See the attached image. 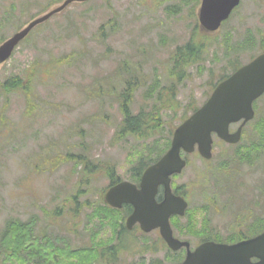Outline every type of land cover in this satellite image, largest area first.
I'll use <instances>...</instances> for the list:
<instances>
[{
	"label": "rangeland",
	"instance_id": "obj_1",
	"mask_svg": "<svg viewBox=\"0 0 264 264\" xmlns=\"http://www.w3.org/2000/svg\"><path fill=\"white\" fill-rule=\"evenodd\" d=\"M62 2L0 0V15L12 13L0 38L11 36L33 17ZM199 2H73L35 28L0 65V81L18 74L31 87L27 92L0 96V236L7 221L26 222L32 217L35 231L74 244L88 243L95 230L102 229L104 238L110 235L108 228L89 217L109 186L108 171L114 168L121 179L135 182L138 169L152 154L148 146L165 144L171 130L193 107L207 100L222 76L232 72V63L247 62L258 46L238 52L231 49L250 31L258 42L264 38V0H242L216 33L207 34L200 59L186 68L185 77H179L173 54L193 38L202 42L197 34L206 36L196 26ZM128 81L135 83L130 102L133 114L162 108V124L155 135L120 134V94ZM260 102L264 103V97ZM244 137L257 138L254 125L246 128ZM217 150L205 180L210 191L222 187L225 174L244 169L235 163L229 173L215 170L226 158ZM67 155L86 158L92 172L82 161L65 159ZM189 162L175 184L188 189L191 205H201L195 171L205 167L196 154ZM263 172L260 165L258 175L264 185ZM229 188L231 204L243 205L247 195L237 177L230 176ZM59 209L60 215L54 219ZM118 239L122 254L118 264H137L143 256L139 254L143 237L125 232Z\"/></svg>",
	"mask_w": 264,
	"mask_h": 264
},
{
	"label": "water",
	"instance_id": "obj_2",
	"mask_svg": "<svg viewBox=\"0 0 264 264\" xmlns=\"http://www.w3.org/2000/svg\"><path fill=\"white\" fill-rule=\"evenodd\" d=\"M75 1L86 0H65L60 6L37 17L14 33L0 46V63L10 57L16 45L32 28ZM239 3L240 0H202L199 12L201 25L209 32L218 30ZM262 93L264 53L222 80L209 99L175 128L171 147L157 162L145 169L139 187L130 181H121L108 189L105 200L109 205L120 208L124 203H129L134 207V211L126 219V227L132 229L136 223H140L142 230L146 232L160 228L162 236L175 249L183 244L189 247L188 242H179L173 238L169 223L172 213L183 214L188 205L182 196L172 192L171 187V176L181 173L187 164L181 151L193 152L197 145L203 157L211 158L214 132L228 142H238L242 127L254 116L253 101ZM242 118V125L236 132L231 133L229 125ZM160 185L164 187V198L158 201L156 196ZM258 239L264 242V234ZM231 251L237 252V244L230 246L206 242L194 252H189L185 261L180 264H228L226 256ZM261 259L256 264H264V256Z\"/></svg>",
	"mask_w": 264,
	"mask_h": 264
},
{
	"label": "flooded vegetation",
	"instance_id": "obj_3",
	"mask_svg": "<svg viewBox=\"0 0 264 264\" xmlns=\"http://www.w3.org/2000/svg\"><path fill=\"white\" fill-rule=\"evenodd\" d=\"M4 27L5 17L0 15V31ZM259 34L262 36L261 30ZM261 40L263 41L259 44V49L262 52L264 51V38L262 37ZM263 108L264 103H261L260 100L254 105L256 116L258 114V117L252 125H254L257 138L246 139L244 137L245 129L251 123L248 122L242 130L239 144H231L217 138L216 142L222 143L216 144L214 149L216 153L218 152V147L219 152H222V155L226 157L218 165V168L223 169L224 173H229V170L233 169L230 162L236 156H239V164L240 166H244V169L240 170L237 174H225L224 179L229 182L230 176L237 177L240 188H243L247 195L243 205L231 204L232 193L230 189L220 192L219 195L221 196L222 193L223 195L217 198L215 195L216 188H213V191L208 189L205 191L203 187L198 188L197 194L198 197H202V205H188L183 215L173 213L170 216L173 236L181 241H188L190 244L189 249L186 246H181L178 249L173 248L165 237L162 236L160 228H156L150 232H143L140 224H135L131 230L132 233L136 235V238H140V235L143 237L142 251L139 252V254H143L142 259H139V261L142 260V264H179L187 257L189 250H194L200 244L208 241L229 245L242 242V247L237 252L233 251L231 253L232 256L236 259L239 258V263L241 264H255L260 261V256L264 255V249L262 244L259 245L254 240L264 233V185L262 184L261 176L258 175L260 165L264 171V131L258 128L259 126L264 127ZM260 110L263 112L260 113ZM240 124L241 122L232 124L230 126L231 132H234ZM228 149H231L230 153L227 152ZM204 162L201 159V165L205 167ZM195 175H197V183L201 185L208 178L203 170H196ZM172 180L174 181V176ZM139 182L136 183L139 184ZM159 191L158 199L160 200L163 199V188L159 187ZM173 191L175 194L185 196L182 185L178 186L175 184ZM202 201H206V203L203 204ZM125 207L129 209L126 215L128 216L133 212V205H123L122 209H125ZM48 235L50 238L42 234L33 235L29 246L30 248L32 247V250L26 247L25 243V249L15 252L10 251L9 257L0 249V264H55L54 250L56 248V237ZM1 241L0 237V246ZM116 241L117 237L101 246V259L104 256L111 257L112 261L110 263H112L114 259L119 257ZM144 245H147L146 250H143ZM69 246L73 249L78 248L72 242ZM38 249L42 251L44 256L40 255ZM104 249H106L105 252L103 251Z\"/></svg>",
	"mask_w": 264,
	"mask_h": 264
},
{
	"label": "trees",
	"instance_id": "obj_4",
	"mask_svg": "<svg viewBox=\"0 0 264 264\" xmlns=\"http://www.w3.org/2000/svg\"><path fill=\"white\" fill-rule=\"evenodd\" d=\"M14 13V12H13ZM12 16L11 12H7V18L9 19ZM253 34L251 31L247 34V38L253 39ZM202 42L196 41L193 38L189 41L186 45L182 47H178L175 53L173 54V64L174 67L177 69H185L188 68L192 63H195L200 59V53L203 52L202 50L207 47L208 38L200 36ZM228 38V37H227ZM243 39L239 46L237 45L236 49H231L233 51H239L241 48H248L253 46L255 40L253 39ZM228 40V39H226ZM256 43V42H255ZM239 63L236 61L232 63V68H237ZM180 72V71H178ZM186 72V71H185ZM179 77H183V72L178 73ZM31 74L28 73L27 77H29L30 81ZM185 77V76H184ZM24 78L21 75L14 74L11 77L7 78L5 81H0V96H9L12 92H19L24 91L27 92L31 88L28 83H24ZM135 83L133 81H128L126 87L124 88L123 93L120 94V110L123 115V127L120 131V134H133L136 136H152L155 135L158 131L157 128L159 125L162 124V116L161 111L162 108L159 109H152L150 113H140V114H133L130 106L132 93L134 91ZM151 92V91H150ZM29 107L32 108V104L29 103ZM145 112V111H144ZM147 119H149L147 121ZM150 121V123H149ZM151 124H156L155 126H150ZM259 129L264 131V127L259 126ZM168 139V138H167ZM171 138L167 140L165 144L157 143L155 146H148V150L151 151L150 154L146 158V163H143L147 166L149 163L154 162L157 160L169 147ZM155 147H159L155 149ZM158 150L156 154L153 152ZM73 158L78 162H83L86 166V170L92 172V168L90 167V163L88 160L82 156H65V159ZM145 166H140L138 169V173L140 174L141 171L144 169ZM138 174V175H139ZM207 175L206 172H204ZM137 175V176H138ZM108 176L112 180V183L117 182L119 177L115 175L114 168H111L108 171ZM129 209H116L109 207L108 205L100 204L93 207L92 213L89 215L90 220H98L99 226L101 228H108L111 230L114 237L117 234H123L128 232L124 226V219L125 214ZM60 211L54 212V219L56 216L60 215ZM60 218H63L60 217ZM35 231V219L27 222H20L17 219L7 221V225L5 229L1 232V246L0 249L6 254L7 257L10 256V251H17L25 249L24 244L26 240L32 238L33 235H36ZM104 239L103 237V230H95L91 233V243L86 247L76 248L73 249L67 244L63 242L61 238H57L55 240V250H54V259L55 264H95L100 260V250L103 242L99 244V240ZM146 246L144 245L143 250H146ZM39 250V249H38ZM104 252L106 249L103 250ZM119 252V251H118ZM41 256H44L42 251L39 250ZM66 253V254H65ZM142 261V260H141ZM139 261L137 264H142Z\"/></svg>",
	"mask_w": 264,
	"mask_h": 264
}]
</instances>
